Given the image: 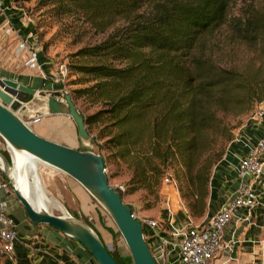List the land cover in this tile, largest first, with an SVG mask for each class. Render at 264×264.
I'll return each instance as SVG.
<instances>
[{"label":"trees","instance_id":"16d2710c","mask_svg":"<svg viewBox=\"0 0 264 264\" xmlns=\"http://www.w3.org/2000/svg\"><path fill=\"white\" fill-rule=\"evenodd\" d=\"M236 1L54 0L60 14L80 12L97 31L111 29L80 51L94 61L75 68L93 83L72 96L75 102L88 97L99 103L85 114L76 102L92 140L131 169L127 191L117 187L123 198L160 186L174 168L188 214H205L211 170L218 162L211 149L216 132L227 130L220 111L228 105V113L241 115L264 98V67L248 74L203 51L208 37L226 23L229 37L252 46L264 60V7L248 5L229 20ZM121 61L127 63L118 66ZM106 246L119 264H130L118 247Z\"/></svg>","mask_w":264,"mask_h":264},{"label":"rangeland","instance_id":"374dc122","mask_svg":"<svg viewBox=\"0 0 264 264\" xmlns=\"http://www.w3.org/2000/svg\"><path fill=\"white\" fill-rule=\"evenodd\" d=\"M13 3L24 11L27 22L30 19V23L34 25L36 30L35 41L37 43L35 47H38L41 55L53 65L52 67L56 68L57 72H59V67L62 64L68 67L69 76L63 82L66 84L68 91L74 95V90L90 86L93 83L92 78L80 73L75 67L90 64L94 60L83 57L80 55V51L105 39L111 29L105 33L97 31L80 12L60 14V8L54 3V0H13ZM248 5L264 7V0H237L231 4L229 20L233 16L242 14L248 8ZM9 39L15 40V37L9 36ZM16 43L17 41L15 40L13 44L16 45ZM15 51L13 45L0 47V75L17 77L27 68ZM203 51L213 56L220 65L227 68L228 65H236L241 71L248 74H251V71L257 69L260 65V67H264V60L262 61L260 56L255 53L256 51L252 46L247 45L240 39L229 37L228 24L226 23L217 28L208 37ZM126 63L127 61L116 62L118 66H123ZM31 71L37 73V71ZM260 72L261 77L264 78V69ZM33 102L43 105L42 99H34ZM76 102L85 114H91L99 107V103H94L88 97L76 99ZM255 109L256 104L250 111L241 115H234L233 113H228L227 105L226 110L220 111L219 117L227 130L224 131V135H219L218 132L215 134V145L211 150L213 152V160L218 162L213 165L211 177L215 172V167L225 158L233 140L242 131L251 126ZM52 118L56 120L58 129L65 130V122H67L71 124L73 132L77 134L75 123L69 116L55 115ZM43 120V124H45L47 122L45 117H43ZM95 132L93 131V135ZM100 143L98 140L96 142L91 140L89 143L78 141L76 148L92 150L106 155V169L110 184L118 188L122 187L124 191H127V183L131 178V169L126 162L117 158L116 155L108 157L110 152L107 149L100 148ZM0 153L8 159L11 173L16 166L15 154L12 152V163V156L8 151L7 143L1 136ZM2 161V165L7 168L6 162L3 159ZM38 171L48 196L58 200L64 209H50V212L59 215H69L82 220L103 239L106 245L110 248L112 245L118 247L122 256H125L130 264H134L129 248L109 213L79 182L61 170L42 162L38 165ZM176 172L174 168H169L160 186L152 189L140 188L133 193H126L124 200L133 208V212L138 217H151L167 224V205L161 189L165 179L177 178ZM27 178L33 181L31 176H27ZM180 192L182 195V190ZM209 195L210 187L209 194L206 197L207 208L203 216H193L192 218L186 215L185 212L180 215L183 226L187 224L196 225V222L204 219L209 208ZM196 198L197 196L195 195L193 199ZM183 199L188 204L187 198L183 197ZM0 262H4V260L0 259Z\"/></svg>","mask_w":264,"mask_h":264},{"label":"crops","instance_id":"0c3cea01","mask_svg":"<svg viewBox=\"0 0 264 264\" xmlns=\"http://www.w3.org/2000/svg\"><path fill=\"white\" fill-rule=\"evenodd\" d=\"M2 1L5 9L4 15L11 20L14 33H18L27 42L30 49L38 51V47H35L37 45L36 30L30 23V19L27 22L26 14L21 8L14 5L13 0ZM4 15L0 10V26ZM15 40L0 33V47L13 45L16 50L17 43L13 44ZM18 57L25 64L27 56L23 54ZM39 62L42 65L41 72L33 73L26 68L17 77L10 78L32 87H41L44 83L52 81L53 76L58 74L56 68L52 67L53 65L41 55V52H39ZM0 77L4 76L0 75ZM32 103L33 106L38 105L33 101ZM50 116L51 118H49ZM53 116L55 115L45 116L47 122L43 124L44 120L42 119L32 125L33 129L48 139L76 147L80 141L78 133L75 134L71 124L67 122H65V130L58 129ZM263 134L264 120L253 119L251 126L233 140L225 158L215 167V172L211 177L207 214L202 221L196 223L207 222L232 196L238 185L237 168L240 159L249 152ZM3 181L5 178L0 173V182ZM255 190L259 204L253 209L244 208L238 211L234 221L224 232L223 247L215 264H264V193L258 186H255ZM0 203L5 205L18 232L12 264H98L93 255L81 243L71 239L62 231L47 224L32 223L23 205L10 190L4 191L0 188ZM162 235L168 240L166 249L154 231L150 227L145 228V236L159 264H176V242L180 236L172 234L168 225H164ZM1 260L4 262H0V264H5L6 259Z\"/></svg>","mask_w":264,"mask_h":264},{"label":"water","instance_id":"95a60500","mask_svg":"<svg viewBox=\"0 0 264 264\" xmlns=\"http://www.w3.org/2000/svg\"><path fill=\"white\" fill-rule=\"evenodd\" d=\"M30 97L29 100L26 98ZM34 99L43 105L33 106ZM48 115H67L75 123L80 141L89 143L85 114L78 107L65 83L50 81L32 87L10 77H0V136L8 151L27 152L42 163L66 173L79 182L109 213L122 234L134 264H159L145 236V227L134 215L118 188L111 185L104 156L92 150H81L38 134L29 121ZM0 157L10 168L8 159ZM1 162V160H0ZM0 173L25 211L36 225L47 224L81 243L98 264H119L99 235L85 222L69 215H59L36 208L17 188L9 171L0 166Z\"/></svg>","mask_w":264,"mask_h":264},{"label":"built area","instance_id":"2783aa9c","mask_svg":"<svg viewBox=\"0 0 264 264\" xmlns=\"http://www.w3.org/2000/svg\"><path fill=\"white\" fill-rule=\"evenodd\" d=\"M0 10L5 14L4 3L0 0ZM5 16V15H4ZM0 33L4 36L16 38L17 55L25 54V66L33 71L41 72L39 52L29 48L27 42L14 33V28L9 17L5 16L0 26ZM69 76V69L65 64L60 65L59 72L53 76L54 82L63 83ZM257 121L264 120V98L256 105L252 116ZM43 117L29 121L31 125L40 122ZM238 185L232 196L226 200L220 209L205 223L183 226L180 215L188 214L185 201L181 195L179 185L175 178H167L163 182L161 193L167 205V224L151 217H138L144 227H150L160 238L164 249L168 240L162 235L164 225H168L172 234L180 236L176 242V264H215V260L223 247V235L227 227L234 221L240 209H253L259 204L255 186L264 193V134L259 138L249 152L240 159L238 168ZM0 188L4 191L11 190L8 183L1 182ZM121 189H123L121 187ZM191 217V216H190ZM192 222V221H191ZM18 232L14 226L13 218L8 213L4 204L0 203V259L12 260ZM156 257V256H155ZM157 259V258H156ZM90 264V263H83Z\"/></svg>","mask_w":264,"mask_h":264},{"label":"bare ground","instance_id":"6f19581e","mask_svg":"<svg viewBox=\"0 0 264 264\" xmlns=\"http://www.w3.org/2000/svg\"><path fill=\"white\" fill-rule=\"evenodd\" d=\"M15 154L16 166L10 173V168L6 169L13 177V182L17 188L32 202V204L41 210H64L61 203L48 196L47 190L44 187L40 174L38 171V165L41 163L33 155L27 152L12 151ZM2 157L0 158V166L2 165ZM27 160V163H26ZM7 166V165H6ZM27 176H31L33 181L28 180Z\"/></svg>","mask_w":264,"mask_h":264}]
</instances>
